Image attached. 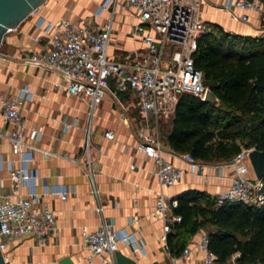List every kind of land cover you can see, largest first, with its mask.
I'll list each match as a JSON object with an SVG mask.
<instances>
[{"label": "built area", "instance_id": "1", "mask_svg": "<svg viewBox=\"0 0 264 264\" xmlns=\"http://www.w3.org/2000/svg\"><path fill=\"white\" fill-rule=\"evenodd\" d=\"M202 3L203 0H101L93 15L99 16L107 9L108 16L102 22L77 21L68 17L53 20L39 14L35 19L39 30L33 37L40 46L25 56V61L30 64L56 71L58 78L53 81L54 85L62 86L66 94L78 96L87 104L89 115L107 89L116 95L120 92L130 95L131 104H124L119 116L123 121L135 122L138 147L153 158L151 172L163 187L175 184L185 171L205 174L202 160L189 151H172L165 144L163 135V125L174 113L179 95L191 92L204 98L208 88L193 56L199 36L210 29L202 18ZM222 5L233 10L241 21H248L250 10L264 15V0H223ZM122 7L129 8L135 15L130 33L138 37L141 44L123 58L115 59L108 55V46L113 14ZM1 57L0 51V60ZM32 97L28 84L22 85L15 94H0L3 118L10 123L8 138L12 150L10 158H5L0 152V169H5L9 178L8 185L2 180L0 184V249L7 264L11 259L7 251L8 239L32 235L37 242H44L49 234L56 231V214L40 201L41 193H58L61 199L69 193V187L64 183L46 184L42 191L37 189L39 171L34 159L38 146L35 142L41 139L42 130L35 125L29 126L21 111L23 102ZM129 106H137L138 118L128 114ZM74 123L65 121L64 126L67 128ZM104 135L113 138L115 133L106 128ZM86 144L88 146V142ZM252 147L242 146L229 159L232 166L230 181L213 194L217 204L226 200L255 205L264 203L263 178L252 177L246 164ZM42 153L48 156L52 152L42 148ZM167 153L182 159L186 167L167 157ZM86 163L90 190L97 198L95 209L100 215L96 228L82 229L83 245L88 249L87 261L99 256L103 264H118L114 252L119 249V242L130 245L132 252L145 253L147 243L142 235L136 233L140 231V217L131 215L128 218L126 226L130 229L116 227L114 220L103 213L89 157ZM175 205L176 194H167L159 189L155 205L147 214L149 219L161 221L160 239L166 247L172 223L181 219V215L173 211ZM208 241L207 232L202 230L194 241L196 249L201 251L198 261L201 264H221ZM237 254H232V264H236ZM169 256L170 264H180L178 257L190 258L191 247L185 245L179 254L171 253Z\"/></svg>", "mask_w": 264, "mask_h": 264}, {"label": "crops", "instance_id": "2", "mask_svg": "<svg viewBox=\"0 0 264 264\" xmlns=\"http://www.w3.org/2000/svg\"><path fill=\"white\" fill-rule=\"evenodd\" d=\"M100 1L43 0L16 26L6 31L0 43V94H15L24 84H28L33 92L32 99L23 102L21 111L29 126L35 125L42 130L41 139L35 142L38 146L34 159L39 171L37 189L42 191L44 185L55 183H64L69 187L65 199H61L58 193H41L40 201L56 214V231L49 234L44 242H37L32 235L8 239L7 251L11 256L8 264H59L58 260L63 255H68L74 264H103L99 256L87 261L88 249L82 240L83 227L94 229L100 223V215L95 209L97 198L90 190L86 173L89 169L86 163L88 157L104 215L111 217L116 227L125 226L128 229L130 227L126 223L131 215L141 219L140 231L136 233L145 239L146 252H132L130 245L119 242V249L133 256L136 264H170L171 252L160 239L162 223L147 216L155 205L159 189L167 194H178L188 188H199L213 195L230 181L232 166L229 159L215 162L202 160L205 174L185 171L175 184L161 186L151 172L153 158L138 147L135 122L123 121L119 116L123 105L131 104L130 95L122 92L116 95L107 89L89 115L85 102L76 95L66 94L62 86L54 85L53 81L58 78L56 71L42 69L25 61V56L40 46L33 37L39 30L35 25L39 14L53 20L68 17L77 21L102 22L108 16L107 9L99 16L93 15ZM222 2L203 0L202 18L208 25L216 22L226 30L246 34H257L264 29V15L250 10L248 21H241L233 10L223 7ZM135 20L129 8L116 9L108 46L110 57L121 59L131 49L140 46L141 40L130 33ZM128 114L138 118L137 106H131ZM65 121L75 123L66 128ZM168 124L166 121L163 131ZM9 127L10 123L4 120L0 108V152L5 158L12 156ZM106 128L114 131L113 138L104 135ZM42 148L52 153L44 156ZM167 157L186 167V163L173 154L167 153ZM1 180L8 185L5 169H0V184ZM202 230L188 237L185 245L191 247V256L178 257L180 264H201L198 261L201 251L196 249L194 241Z\"/></svg>", "mask_w": 264, "mask_h": 264}, {"label": "trees", "instance_id": "3", "mask_svg": "<svg viewBox=\"0 0 264 264\" xmlns=\"http://www.w3.org/2000/svg\"><path fill=\"white\" fill-rule=\"evenodd\" d=\"M209 25L193 56L217 100L182 92L163 134L170 149L215 162L230 159L242 146L264 149V36L229 31L216 22ZM176 197L173 211L181 219L167 234L172 254H179L188 237L204 229L217 262L238 252L236 264H264V203L217 204L214 195L199 188Z\"/></svg>", "mask_w": 264, "mask_h": 264}, {"label": "water", "instance_id": "4", "mask_svg": "<svg viewBox=\"0 0 264 264\" xmlns=\"http://www.w3.org/2000/svg\"><path fill=\"white\" fill-rule=\"evenodd\" d=\"M43 0H0V42L9 27L16 26L24 17L36 9ZM204 99L216 101L217 96L211 88H207ZM248 157L257 177L264 178V149L252 147ZM118 264H136V259L121 251L114 252ZM59 264H74L68 255H63L58 260ZM0 264H7L0 249ZM214 264V263H211Z\"/></svg>", "mask_w": 264, "mask_h": 264}, {"label": "rangeland", "instance_id": "5", "mask_svg": "<svg viewBox=\"0 0 264 264\" xmlns=\"http://www.w3.org/2000/svg\"><path fill=\"white\" fill-rule=\"evenodd\" d=\"M210 27H211V26H210ZM262 29H263V28H262ZM262 29H261L257 34H255V35H261V36H264V30H262ZM161 64H163V63H161ZM165 125H166V122L164 123L163 127H165ZM246 164H247L248 167H249V174H250L252 177H254V176H255V173H254V170H253V168H252V164H251V162H250L249 159L246 161ZM233 259H234V256L232 255V256H230L229 258H227L226 260H224L223 262H221V264H232Z\"/></svg>", "mask_w": 264, "mask_h": 264}]
</instances>
